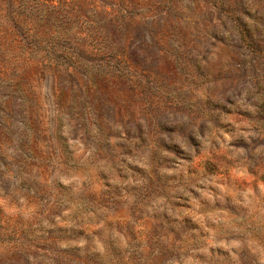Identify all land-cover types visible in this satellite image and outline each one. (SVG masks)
Wrapping results in <instances>:
<instances>
[{
  "label": "rangeland",
  "instance_id": "374dc122",
  "mask_svg": "<svg viewBox=\"0 0 264 264\" xmlns=\"http://www.w3.org/2000/svg\"><path fill=\"white\" fill-rule=\"evenodd\" d=\"M0 264H264V0H0Z\"/></svg>",
  "mask_w": 264,
  "mask_h": 264
}]
</instances>
